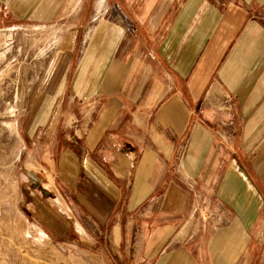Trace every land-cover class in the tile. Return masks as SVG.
Wrapping results in <instances>:
<instances>
[{
  "label": "crops",
  "instance_id": "crops-1",
  "mask_svg": "<svg viewBox=\"0 0 264 264\" xmlns=\"http://www.w3.org/2000/svg\"><path fill=\"white\" fill-rule=\"evenodd\" d=\"M263 5L0 0L2 21L63 26L22 126L39 166L19 175L23 203L48 236L104 235L133 264H198L184 246L196 188L217 219L202 260L252 262L264 242ZM229 116L231 138L218 129Z\"/></svg>",
  "mask_w": 264,
  "mask_h": 264
},
{
  "label": "rangeland",
  "instance_id": "rangeland-1",
  "mask_svg": "<svg viewBox=\"0 0 264 264\" xmlns=\"http://www.w3.org/2000/svg\"><path fill=\"white\" fill-rule=\"evenodd\" d=\"M261 8L264 21V5ZM60 27L0 19V264H133L132 250L112 249V241L104 235L88 241V234L79 236L70 229L62 238L48 236L36 221L39 211L35 219L23 203L26 190L21 189L19 175L23 168H39L23 149L27 102L50 50L62 39ZM233 123L232 116L221 118L219 135L233 137ZM40 152L41 148H36L33 155L39 156ZM186 152L183 145L177 149L178 166ZM193 193L195 211L189 222L194 230L184 246L198 264H206L202 258L206 237L217 221L216 208L205 193L196 188ZM79 229L84 232L81 226ZM259 230L264 232V228ZM262 251L264 242L256 246L250 264H264Z\"/></svg>",
  "mask_w": 264,
  "mask_h": 264
},
{
  "label": "bare ground",
  "instance_id": "bare-ground-1",
  "mask_svg": "<svg viewBox=\"0 0 264 264\" xmlns=\"http://www.w3.org/2000/svg\"><path fill=\"white\" fill-rule=\"evenodd\" d=\"M76 225H78L77 227H79V228H80L79 224H76Z\"/></svg>",
  "mask_w": 264,
  "mask_h": 264
}]
</instances>
